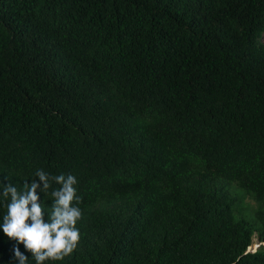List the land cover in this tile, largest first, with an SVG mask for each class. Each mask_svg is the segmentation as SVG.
<instances>
[{
    "label": "trees",
    "instance_id": "obj_1",
    "mask_svg": "<svg viewBox=\"0 0 264 264\" xmlns=\"http://www.w3.org/2000/svg\"><path fill=\"white\" fill-rule=\"evenodd\" d=\"M39 169L82 213L44 264H264V0H0V193Z\"/></svg>",
    "mask_w": 264,
    "mask_h": 264
},
{
    "label": "clouds",
    "instance_id": "obj_2",
    "mask_svg": "<svg viewBox=\"0 0 264 264\" xmlns=\"http://www.w3.org/2000/svg\"><path fill=\"white\" fill-rule=\"evenodd\" d=\"M35 176L38 179L25 182L22 190L7 183L0 193L5 201H9L0 230L9 240L15 241L11 260L18 264H27L29 258L20 251V245L36 264H44L45 261L64 260L74 252L80 240L76 225L82 213L76 205L81 202V197L77 195L76 178L70 174L51 176L43 169L37 170ZM53 184L59 188H53ZM50 189L53 202L45 222L40 194H46Z\"/></svg>",
    "mask_w": 264,
    "mask_h": 264
},
{
    "label": "rangeland",
    "instance_id": "obj_3",
    "mask_svg": "<svg viewBox=\"0 0 264 264\" xmlns=\"http://www.w3.org/2000/svg\"><path fill=\"white\" fill-rule=\"evenodd\" d=\"M229 191L231 194L236 195L239 200L241 198V200L237 202L236 205L232 208V217L234 219H243L251 226H256L257 223L254 217L255 204L253 203V201L248 196L244 195V193L240 189H238L233 183L230 184ZM258 245L259 243L256 239V235L253 234L251 246L248 247L247 250L254 251Z\"/></svg>",
    "mask_w": 264,
    "mask_h": 264
},
{
    "label": "water",
    "instance_id": "obj_4",
    "mask_svg": "<svg viewBox=\"0 0 264 264\" xmlns=\"http://www.w3.org/2000/svg\"><path fill=\"white\" fill-rule=\"evenodd\" d=\"M264 245V244H263ZM246 252H253V251H248V250H246Z\"/></svg>",
    "mask_w": 264,
    "mask_h": 264
}]
</instances>
